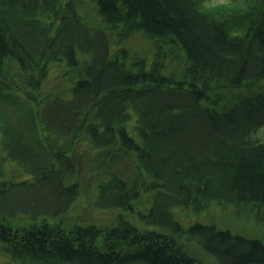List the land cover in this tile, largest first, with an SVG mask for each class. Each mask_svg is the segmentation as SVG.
Returning a JSON list of instances; mask_svg holds the SVG:
<instances>
[{"label":"trees","instance_id":"obj_1","mask_svg":"<svg viewBox=\"0 0 264 264\" xmlns=\"http://www.w3.org/2000/svg\"><path fill=\"white\" fill-rule=\"evenodd\" d=\"M92 1L99 23L74 0H0L2 160L26 174L4 179L0 160L5 264H204L180 234L221 264H264L261 239L174 215L212 202L264 207V0ZM136 34L151 50L126 44ZM62 64L68 90L44 94ZM84 156L103 173L98 207L134 211L153 191L140 226L122 213L107 225L54 223L79 195ZM19 216L29 225L15 228Z\"/></svg>","mask_w":264,"mask_h":264},{"label":"rangeland","instance_id":"obj_2","mask_svg":"<svg viewBox=\"0 0 264 264\" xmlns=\"http://www.w3.org/2000/svg\"><path fill=\"white\" fill-rule=\"evenodd\" d=\"M208 3L217 7L221 3H227L228 0H206ZM79 13L84 19L91 23H99L100 18L97 14L96 5L92 0H74ZM132 48L138 49L137 51L151 50V44L147 37L143 34H136L135 38L126 42ZM168 47L170 45H167ZM153 52V50H152ZM151 52V53H152ZM170 68H174L175 55L171 56ZM72 74L75 70L71 68ZM67 72L66 76L64 73ZM70 69L65 64L54 65L48 78L43 84V93L63 91L66 92L70 84ZM64 87V89H59ZM245 93V89H232L223 92V104L226 105L234 101L238 96ZM264 136V127L258 132ZM6 155L1 145L0 137V160ZM78 165L77 179L80 182L79 195L69 208L67 212L57 218H52L54 223L61 222L68 227L79 224H97L107 225L112 224L118 218V215L123 214V217L139 225L140 213L145 212L150 207V198L153 191H144L142 196L134 202V211L125 210L123 208L104 209L96 204L97 185L99 180L103 177V173H96L93 158L84 156ZM87 157V159H86ZM1 170L4 171L2 177L6 180H21L26 177V174L21 170L17 164L10 160L5 159L1 161ZM174 215L185 227L199 222L204 224H215L220 228L230 229L235 233H240L248 237L259 238L264 242V207H253L251 204H242L239 206L233 204H219L212 202L201 210L195 209L193 206L189 207H176ZM10 222L15 228L29 225L30 221L24 216H19L11 219ZM140 226V225H139ZM185 250L190 256L204 264H221L219 259L206 251L195 239H190L185 234L177 235ZM1 248V244H0ZM8 256L0 251V264L8 262ZM15 264V263H10Z\"/></svg>","mask_w":264,"mask_h":264}]
</instances>
